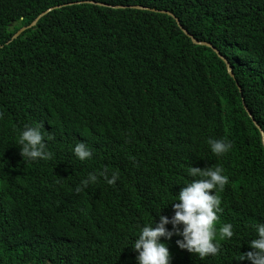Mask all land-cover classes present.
Masks as SVG:
<instances>
[{
  "label": "trees",
  "instance_id": "obj_1",
  "mask_svg": "<svg viewBox=\"0 0 264 264\" xmlns=\"http://www.w3.org/2000/svg\"><path fill=\"white\" fill-rule=\"evenodd\" d=\"M244 96L264 131V0H0V264H131L115 246L191 181L188 166L216 164L230 180L219 223L236 235L203 261L174 235L171 264H249L234 257L264 222V146ZM36 122L53 159L27 163L13 128ZM225 128L235 143L217 158L205 141ZM79 141L91 160L75 158ZM96 169L119 179L75 193Z\"/></svg>",
  "mask_w": 264,
  "mask_h": 264
},
{
  "label": "clouds",
  "instance_id": "obj_2",
  "mask_svg": "<svg viewBox=\"0 0 264 264\" xmlns=\"http://www.w3.org/2000/svg\"><path fill=\"white\" fill-rule=\"evenodd\" d=\"M123 7L130 10H138L130 7L143 8L141 6ZM163 12L161 13L163 14ZM179 23L186 29L180 21ZM200 46H204V44H200ZM210 48L214 49L212 46ZM243 101L248 115L251 116L254 125L259 128L264 146V131L246 104L245 96ZM122 116L125 124H130L129 113L124 112ZM42 129L43 126L40 122L25 124L22 128H13L15 134L13 144L18 146L19 154L24 162L32 163L38 160L50 161L53 159V153L48 150ZM223 136L221 138L208 137L205 141L211 154L217 158L225 156L231 150L232 142L233 145L235 143L234 131H228L225 128V135ZM237 138L241 149H243L248 140L239 131L237 132ZM72 152L75 158L81 162L91 160L93 156L91 148L84 141L75 143ZM186 174L192 179L190 182L184 183V186L176 194L169 197L167 194L170 192L169 188L166 189V194L160 203L157 214H155L157 218L154 219L152 215L147 222L139 225L137 234L131 233L135 236L130 243H118L115 246L116 251L121 254V258L128 252L131 264H171L170 252L165 241L171 239L174 235L179 237L175 240V244L179 249L195 254L201 261L206 257L215 258L222 254L220 241L230 240L236 235L232 223H219L220 214L223 212L221 193L224 192L225 186L230 184L229 177L225 174V169L221 164L203 168L190 165L186 169ZM58 176L60 177L61 189L66 190L67 183L63 170ZM100 179L111 186L119 179V174L113 171L109 175L107 169L93 170L79 180L73 191L82 193L89 186L97 184ZM168 204H171V216L161 214V209ZM167 225L171 227H166ZM250 227L255 235L246 242L249 250L239 252L234 259L248 261L249 264H264V222H257Z\"/></svg>",
  "mask_w": 264,
  "mask_h": 264
},
{
  "label": "water",
  "instance_id": "obj_3",
  "mask_svg": "<svg viewBox=\"0 0 264 264\" xmlns=\"http://www.w3.org/2000/svg\"><path fill=\"white\" fill-rule=\"evenodd\" d=\"M89 4H93V5H96V3L94 2H89ZM98 6H104V7H108V8H113V9H125L127 7H123V6H110V5H106V4H97ZM132 9H138V10H142L143 8H139V7H130ZM52 10L54 9H50L48 10L46 13H43L42 15H40L28 28H33L36 26V24L38 23V21L43 18L45 15H47L49 12H51ZM163 14H168V15H172L173 14H170L168 12H163ZM178 24L180 25L179 23V20H177ZM181 26V25H180ZM28 28H23L21 29L19 32H16L15 35L13 36V39L16 38V37H19L26 29ZM181 28L183 29V31L193 39V41L195 43H200V44H204V46H207V47H211L209 43H206V42H198L194 39L193 35H191L186 29H184L182 26ZM228 73L230 76H232L233 78L235 77V73H234V70L232 67H230V65L228 64ZM249 114H250V111L248 110ZM263 138H264V134H263ZM264 140V139H263Z\"/></svg>",
  "mask_w": 264,
  "mask_h": 264
}]
</instances>
